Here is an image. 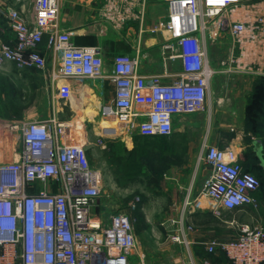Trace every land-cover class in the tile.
<instances>
[{
	"label": "built area",
	"instance_id": "obj_1",
	"mask_svg": "<svg viewBox=\"0 0 264 264\" xmlns=\"http://www.w3.org/2000/svg\"><path fill=\"white\" fill-rule=\"evenodd\" d=\"M161 1L168 11L156 28L167 36L161 56L165 62L179 61L176 74L164 70L145 77L138 72L137 59L129 55H116L105 71L98 48L74 46L70 32L61 28L58 0H33L31 21L12 8L0 10L14 36L12 45L0 44V71L12 63L19 70L45 72L59 85L56 98L63 105L70 98L69 80L107 79L113 97L99 108L100 137L123 143H132L134 137H169L177 118L205 110L216 74L250 69L245 61L251 53L248 45L264 49V14H241V0ZM211 27L210 39L224 32L231 44L217 68L210 65L206 51V31ZM43 38L46 56L38 49ZM106 122L111 126H103ZM83 123L55 115L31 122L0 121V155L4 132L20 143L17 160L0 158V264H130L137 244L134 207L107 215L95 211L105 191L78 133ZM241 153L240 144H203L198 161L209 175L192 210L208 209L219 218L220 211L258 209L255 194L260 182L243 168ZM223 223L233 227L236 236L212 239L204 252H221L228 264H264L262 223ZM172 224L178 229L170 241L187 248L184 232L193 226ZM186 262L212 264L191 256Z\"/></svg>",
	"mask_w": 264,
	"mask_h": 264
},
{
	"label": "crops",
	"instance_id": "obj_2",
	"mask_svg": "<svg viewBox=\"0 0 264 264\" xmlns=\"http://www.w3.org/2000/svg\"><path fill=\"white\" fill-rule=\"evenodd\" d=\"M58 1V20L61 28L70 32L71 42L74 46L98 48L105 64V71L110 70L112 60L116 55H129L136 58L138 72L145 77L160 75L164 70H169L173 74L180 70V63L177 59L165 62L161 56V46L166 42L167 36L162 29L156 28L167 19L168 11L163 1ZM241 4L244 7L241 14L245 13L250 18L255 17L256 13L264 14V0H241ZM32 5L33 0H28L26 4L24 0H0V10L6 7L12 8L20 12L28 21L32 20ZM228 41L229 55L231 44L230 40ZM45 42L46 40L43 38L38 49L46 56ZM13 43L14 36L0 16V44L12 45ZM262 46L264 48V41ZM248 47L251 48V51L249 50L251 53L245 60L250 68L248 71L221 72L211 80L209 99L206 104L211 125L210 135L200 141L197 148L194 147L197 150L198 159L204 143L218 147L240 144L242 153L255 144V151L260 159L259 166L264 171V101L256 117L260 134L252 136L251 133L244 131L245 123L248 121L245 108L250 101L255 83L264 79V49L253 44ZM165 81L168 82L169 79ZM216 81L223 84L221 88L224 95H231L232 99H239V124L232 121L233 123L226 125L217 121L216 111L218 110L216 109L219 107L221 109L222 99L220 98L216 104L211 101V94L216 91L214 89L215 91L211 93V86ZM67 85L70 90V98L63 105L56 98L59 85L56 86L48 74L32 69L19 70L12 63H5L0 71V121L31 122L46 119L52 115L60 120L78 117V120L89 121L96 117L95 114H98L100 118V106L109 102L113 97V86L107 79L69 80ZM184 117L176 119L175 125L179 124L177 131L188 128ZM232 133L235 134L232 135ZM19 149L18 140H10V137L4 132L0 158L7 162L17 160ZM188 152H191L190 149ZM242 153L241 161H243ZM208 175L209 170L205 165L203 170H161L159 178H161L166 200L159 205L166 209L156 223H158L159 231L166 234V238L168 237L167 247L187 253L188 257L207 258L212 264H228L224 254L216 252L215 255H207L204 252V246L212 239L228 241L236 236L235 231L223 223V220L219 219L220 225L212 222L216 216L210 210L191 209L192 201L198 195ZM258 194L257 192L255 197L259 202ZM102 201L103 196L99 200V207L103 206ZM240 213H242L241 218L238 217L240 220H236V217L228 219L246 224L258 220L264 226V213L260 209V203L256 211L245 207ZM178 221H182L184 226L190 225L194 228L190 232H184L189 242L187 248L170 241V236L174 235L178 229L172 223ZM226 226H228L227 231L220 232L221 234L216 232V228ZM177 261L179 262V259ZM186 261L187 259L184 262Z\"/></svg>",
	"mask_w": 264,
	"mask_h": 264
},
{
	"label": "rangeland",
	"instance_id": "obj_3",
	"mask_svg": "<svg viewBox=\"0 0 264 264\" xmlns=\"http://www.w3.org/2000/svg\"><path fill=\"white\" fill-rule=\"evenodd\" d=\"M24 2L26 4L28 0H24ZM212 34L213 27L208 28L205 37L206 51L210 65L213 68H217L221 60L228 56L229 39L226 33L221 32L212 40L209 38ZM222 85V83L216 81L211 86V93L216 90L214 94H211L213 104L219 102L220 98L222 99L221 109L220 107L216 109L218 110L216 111L217 121L226 125L232 121L239 124V99H232L231 95H224L221 88ZM83 115L85 116L86 114ZM95 115L96 117L89 119V121H85V119L80 120V122L84 121V123L83 127L79 129L80 132H78L82 142L87 147L91 165L100 171L103 180L105 191L102 201L103 206L96 207L95 211H102L104 215H107L113 211L126 210L129 208L128 206L133 205L134 208L131 210V215L135 219L134 232L137 244L130 258V264H188L184 262L188 259V254L179 252L175 248L173 249V247H167L168 237L166 238V234L159 231L158 223H156L166 209V207L159 205V203H164L166 200L159 172L161 170L204 169L202 161H198L197 159L196 146L206 136L210 135L211 125L209 123L207 108L197 114L184 117L186 118V126L188 128L177 131L179 124L175 125L170 139L173 143L171 147L174 146V154L169 151L159 156L157 151L154 152L153 148H150L152 147L151 145L148 147V150L151 149L153 153L148 155L147 161H143L137 157V160L144 163L140 168L142 172H145L142 175L131 173L136 172V170H127L125 166L128 152L133 151L134 143H123L119 139L110 140L100 137V125L102 121L98 117V114ZM78 119L76 117V120ZM103 126L109 127L111 123H103ZM189 149L190 153L188 152ZM258 178L262 182L258 199L260 209L264 213V177ZM135 214L140 216V220L135 218ZM260 215L262 216V213ZM241 216L242 213H238L235 219L240 220ZM218 217L213 219L212 222L220 225L219 219L229 220L230 216L225 211H220ZM145 219L148 223H145ZM231 228L234 230L233 227ZM227 229L228 226L216 228V232L220 233L227 231ZM178 259L179 262L177 261Z\"/></svg>",
	"mask_w": 264,
	"mask_h": 264
},
{
	"label": "trees",
	"instance_id": "obj_4",
	"mask_svg": "<svg viewBox=\"0 0 264 264\" xmlns=\"http://www.w3.org/2000/svg\"><path fill=\"white\" fill-rule=\"evenodd\" d=\"M264 101V79L260 80L259 82L255 83L254 88H253V93L250 98V101L248 105L245 108V114L247 117V120L245 125L246 127L244 128L245 132L251 133V135H259L260 134V128L256 123V117L258 110L261 109L262 103ZM172 135L169 137H154V138H142V137H134L133 143H134V149L131 152H128V158L126 160V169L127 170H136V172H131L135 174H144L142 173V170H140L141 166L144 165L142 161L137 160V157L141 158L143 161L148 160V155L152 154L153 151L159 154H166L169 151L172 153H175V150L171 145L173 144L172 141L170 140ZM152 145V147H150ZM154 145V146H153ZM255 144L251 145V148L249 150H245L242 153V165L243 168L246 171H249L252 173L258 180V177H264V171L262 168L259 166V161L260 159L257 156V153L255 151L256 147ZM148 147L153 148V151L148 150ZM171 153V154H172ZM173 153V154H174ZM258 176V177H257ZM260 182V188L262 182ZM260 192V189L258 193ZM243 209L241 210H233L230 212H227L228 216L230 217H236L238 213L242 212ZM135 218L140 220V216L138 214H135ZM227 261V260H226Z\"/></svg>",
	"mask_w": 264,
	"mask_h": 264
}]
</instances>
